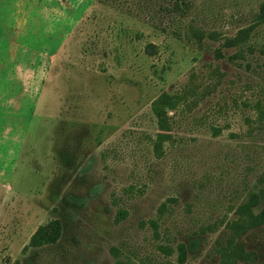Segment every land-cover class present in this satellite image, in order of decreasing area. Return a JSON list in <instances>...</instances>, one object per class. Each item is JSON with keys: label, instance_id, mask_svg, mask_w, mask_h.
<instances>
[{"label": "rangeland", "instance_id": "rangeland-1", "mask_svg": "<svg viewBox=\"0 0 264 264\" xmlns=\"http://www.w3.org/2000/svg\"><path fill=\"white\" fill-rule=\"evenodd\" d=\"M173 1L0 0V264H221L238 205L264 209V27L224 44L264 0ZM163 92L185 100L159 156ZM241 241L264 264V226Z\"/></svg>", "mask_w": 264, "mask_h": 264}, {"label": "trees", "instance_id": "trees-1", "mask_svg": "<svg viewBox=\"0 0 264 264\" xmlns=\"http://www.w3.org/2000/svg\"><path fill=\"white\" fill-rule=\"evenodd\" d=\"M189 0H174L172 6H165L166 10L187 14L190 5ZM264 27V1L260 5L259 11L254 16L252 23L246 27H241L237 33L228 37L225 40V46L237 47L239 50L233 57H245L246 50L254 51V47L249 44L254 30L258 27ZM200 33V34H199ZM194 33L195 36L201 40L203 39V32ZM154 44L149 45V50L154 51ZM185 100V96L179 93L163 92L152 103L153 112L157 118L159 132L154 141V147L160 156L163 151L165 142L171 139L172 134V117L170 112L179 107ZM262 116L264 113L262 112ZM69 168L73 165L72 161L66 163ZM263 192L250 191L248 200L242 202L235 210V218L227 223V229L230 232L227 242L222 246L221 264H256L257 255L254 252H249L245 249L241 238L250 230L264 226V209L256 212L255 208L259 205ZM165 205L163 204L162 207ZM161 207V209H162ZM128 212L122 210L119 212V218H126ZM151 224L157 236H159L160 225L158 221L152 220ZM65 230L64 221L60 218H55L45 224L40 225L32 234L29 244L25 247H42L45 245L56 244L63 236ZM162 250L167 254H172L174 248L171 246H162ZM179 251V260L184 261L186 246L184 243H179L177 246ZM116 264H128L119 259Z\"/></svg>", "mask_w": 264, "mask_h": 264}]
</instances>
